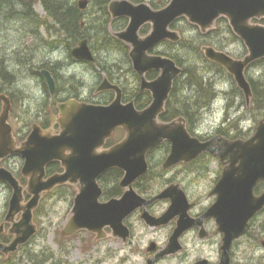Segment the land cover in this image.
<instances>
[{
	"label": "flooded vegetation",
	"instance_id": "obj_1",
	"mask_svg": "<svg viewBox=\"0 0 264 264\" xmlns=\"http://www.w3.org/2000/svg\"><path fill=\"white\" fill-rule=\"evenodd\" d=\"M13 2L14 5H18L20 10L27 7L26 0H13ZM110 16V24L115 23L117 25V30H111L112 34L125 30L130 22V19L125 16L113 18L111 13ZM89 17L90 15H87V19ZM262 22L264 23V19ZM145 25L140 29L143 36L149 31L147 27H144ZM231 38L225 43L226 47L224 45L220 48L215 47L218 50L227 52L234 58L242 59L248 53L247 47L239 37L233 38L231 36ZM121 42L124 44L126 55L132 65V68L130 66L127 71H130L134 76V84L131 85L133 87L128 86V77L124 74L125 71L122 66L120 69H110V73L103 69L104 60L92 48L89 40V45L95 56L94 60H78L73 56L70 58L73 63L87 67L85 74H87V78L90 77V80L86 81V79L79 78L78 75L72 73L71 75H76L78 81H80L78 85H74L69 82L64 74L63 62L39 63V67L34 70L36 72L34 80L38 86L44 87L45 93L49 95L50 89L47 79L42 74V69L49 70L56 81L55 96L53 97L50 93V108L46 116L42 115L43 111L40 108L35 112V117L29 120L26 119L22 123L15 117V108L18 106L21 97L19 95L20 90L16 88L19 69H16L17 73L12 70L16 81L12 83L3 82L0 85V94L9 97L12 104L8 122L12 126L13 150L23 146L35 125L40 126L43 131L58 134L60 132L59 120L61 119L60 104L73 100L95 106L112 104L118 93L115 89H100L101 84L106 79L121 89L123 104L133 102L138 110L148 107L153 101L152 94L149 90H142V76L134 70L130 57L131 48L125 42ZM236 42L242 43L243 53L239 54L227 50ZM150 52L153 55H164L155 49ZM261 64L262 61H256L250 65L246 70L247 77H251L249 76L250 70H254ZM32 71L33 69H27L28 73H32ZM206 72L214 82L213 88L210 90L214 97L207 100L205 104L200 101L195 106V103L193 109L183 106L182 114H170L167 119H163L162 116L167 110V104L175 89L174 83L165 110L159 116V120L166 123L178 121L184 124L190 135V145L194 144L193 139H197L201 144H205L208 149L194 156V149H183L182 155H179L182 158L179 161L170 163L174 144L170 139H166L147 153L148 169L134 182L125 185L126 173L119 167L105 171L97 179L101 189L99 202L108 203L122 199L127 195L132 198L133 203L123 210L129 213L124 215L122 220L117 218V215H113L103 223L99 232L84 229L78 231L72 237L70 236L72 239L85 237L83 242H86L82 246L83 258L72 264H264V206L252 214L250 213L251 207L248 206L249 215L235 213L240 205L235 202L239 199L237 197L239 192L232 189V186L236 183L234 179L236 176L232 172L234 168L240 167V161L234 165L227 148L228 144L235 140H248L254 136L257 126L252 133L242 132L241 129L235 131L234 117H229L231 106L235 104L233 95L235 92H239L244 99L245 95L237 85H233L230 90L218 89L214 76L221 74L234 81V78L225 69L223 71L217 70V72L206 69ZM160 73V70H152L146 72L144 76L147 81H153ZM253 79L261 80L260 77ZM192 89V86L183 84L179 88L180 95L178 94V96L187 99L194 95ZM199 91L201 92V90H198L194 97ZM198 97H201V99L206 98L201 95ZM198 100L197 98L194 102ZM217 101L226 102L225 108L227 111H224V120L222 123H217L213 130L202 131L200 128V110L215 107ZM244 104L251 109L256 106L253 99L251 105H248L246 99L239 103L240 106ZM2 109L3 101L0 100V114ZM57 111L58 117L55 116ZM261 120H264V116L261 117L259 122ZM57 128H59V131ZM117 135L119 136L117 137ZM125 136L124 129L118 128L99 151L110 149L120 143ZM70 153L67 152L68 155ZM179 157L175 159L178 160ZM25 163L26 158L15 153L3 157L0 160V167L13 172L21 185L26 187L24 184L26 182L28 185L30 179L23 175ZM18 169H20L21 176ZM45 170L46 179L55 173L62 172L64 168L56 160L48 163ZM6 184L9 186L8 183ZM77 186V184L72 183L62 186V188L71 190L72 193L73 206L70 217L73 216L72 211L78 193ZM263 193L264 178L260 179L254 186L253 197L257 198ZM29 198L30 195H28ZM28 199L25 195V200ZM6 215L4 221L0 223V243L9 244L14 236L9 232L12 224L6 221ZM18 217L20 220L22 213L14 218V222L19 221L16 220ZM17 251L5 253L0 249V256L2 258L4 255V263L11 264L13 260L10 258H13L14 253Z\"/></svg>",
	"mask_w": 264,
	"mask_h": 264
},
{
	"label": "water",
	"instance_id": "obj_2",
	"mask_svg": "<svg viewBox=\"0 0 264 264\" xmlns=\"http://www.w3.org/2000/svg\"><path fill=\"white\" fill-rule=\"evenodd\" d=\"M78 3L80 9H86L89 0H79ZM109 11L113 18L125 16L130 19L125 30L114 34L131 46L134 70L142 76V90H149L153 101L143 110L136 109L133 102L123 104L121 89L106 79L100 89H115L118 93L112 104L95 106L75 100L60 104L58 134L43 131L35 125L23 146L13 150L12 126L8 122L12 104L9 97L0 94L3 101L0 160L8 155L21 154L26 158L23 175L30 179L27 187H24L13 172L0 167V180L8 183L13 190L6 221L12 224L9 232L14 238L9 244L0 243V249L5 253L17 251L37 234L34 210L40 205L43 194L53 191L58 185H78L73 216L67 220L62 234L71 236L83 229L99 232L111 216L117 215L122 220L129 213L123 210L133 203L127 195L108 203L99 202L101 189L97 179L105 171L119 167L126 173L124 184L134 182L148 169L147 153L166 139L174 144L170 163L182 158L179 155H182L183 149H194L193 156L208 149L197 139H193L194 144L190 145V135L184 124L159 120L174 80L183 73V68L169 56L149 52L165 41L179 42L182 39L180 32L172 28L177 20L185 17L202 32H207L215 27L221 16L227 18L234 33L248 49L245 57L234 58L213 46H203L202 50L208 59L223 66L233 76L247 103L252 99V85L246 76V69L264 58V25L252 23L253 19L264 18V0H171L161 9H153L145 2L135 4L130 0H113L109 4ZM147 23L151 24V30L141 36L139 31ZM71 55L78 60L92 61L95 58L88 38L80 40L72 48ZM152 70H160L161 73L155 80L147 81L144 75ZM42 74L54 97V77L47 69H42ZM118 128L124 129L125 138L110 149L99 151ZM227 148L233 164L240 161V167L232 172L236 176L232 189L239 192V199L235 202L240 205L235 213L246 215L250 206L252 214L264 206V193L253 197L254 186L264 178V120L259 122L254 136L248 140H235ZM67 152H71L70 155ZM177 157L178 160L175 159ZM56 160L62 164L64 171L45 179L46 165ZM25 190L31 196L27 202H24ZM20 213L22 218L14 222Z\"/></svg>",
	"mask_w": 264,
	"mask_h": 264
},
{
	"label": "rangeland",
	"instance_id": "obj_3",
	"mask_svg": "<svg viewBox=\"0 0 264 264\" xmlns=\"http://www.w3.org/2000/svg\"><path fill=\"white\" fill-rule=\"evenodd\" d=\"M73 1L78 2L77 0ZM29 7L32 12L28 11L26 9L27 7L20 10L18 5H14L12 10L17 13H19V11L31 12L35 17L38 16V18L46 19L47 13L41 3H36L32 7ZM12 10L8 7H5V9L0 7V60L4 61V64L13 71L19 69L16 88L20 90L19 95L21 97L18 106L15 108V117L22 123V121L26 119L29 120L35 117V112L40 110V108L41 111H43V116H46L47 112H49V100H51V95L50 93L47 95L44 87L41 88L38 86L34 80L36 77V72L34 70L39 67V63H54L56 61H61L64 65L63 69L65 68V75L70 76L72 72L75 71V74L78 75L79 78L86 79V81L90 80V77L87 78V74H85L87 72L86 66L72 62L70 52L66 47L50 46V42L53 39L45 26H39L33 23L31 19H24L23 15H16V17L11 18L9 13ZM180 21L181 20H178V23H176L177 27L174 29L182 34L184 39L182 40V44L180 45L178 43L179 45L177 44L172 47L170 43L166 42L159 45L155 50L163 53L175 54L179 56L185 64L197 62L199 67L204 66L200 58L196 56L197 52L195 50L197 46H200L201 40L204 37L200 35L198 27H194V25L190 24L187 20ZM252 23L264 24L261 19L252 20ZM228 25H226L225 22L218 23L217 29L219 28V34L221 35L215 38L210 36L207 40L217 43L228 42L231 38ZM144 27H147L148 30L151 28L148 24ZM111 30H113V28ZM31 35L33 37H30ZM54 40H57V38ZM224 47H226V44ZM227 50L240 54L244 52V47L242 43L236 42L228 47ZM98 53L101 59L105 60L107 64H110L109 60L119 63L125 71L124 74L128 77V86L134 84L133 74L127 71L130 66L132 68V65L128 61L125 51L108 53L107 51L100 50ZM27 69H33L32 73H28ZM65 70L67 72H65ZM249 76L253 78L260 77V79L264 80V63L254 68V70H250ZM214 79L219 90H230L233 85H236L231 78L221 74L214 76ZM233 98L235 104H233L230 111H228L229 117H234L233 122L237 124L235 131L237 132L238 129H241L242 132H254L259 120L264 116V110L257 111L254 107L252 109L247 108L245 104L240 106L239 103L245 99L239 92H235ZM225 104L226 102L217 101L215 107H208L203 111L200 110V128L202 131L213 130L217 123H222L225 112L227 111ZM55 116H59L58 111L55 113ZM57 129L59 131V128ZM118 136L119 135H117V137ZM18 172L21 176L20 169H18ZM24 185L27 186V183L25 182ZM12 192V189L0 180V223L4 221ZM25 195L26 199H28L27 192ZM72 206V193L68 188H62L54 193L43 196L34 215V222L38 226L39 231L30 242L14 253V257L10 258L13 260L11 264H34L28 258L32 255H39L40 258H43L36 260V264H72L75 261L81 260V258H83L82 246L86 244V242H83V238L85 237L81 236L72 239V236L65 237L62 234L63 228L70 217ZM19 217L16 218V220H19ZM4 258V255L2 258L0 256V264H8L4 263Z\"/></svg>",
	"mask_w": 264,
	"mask_h": 264
},
{
	"label": "trees",
	"instance_id": "obj_4",
	"mask_svg": "<svg viewBox=\"0 0 264 264\" xmlns=\"http://www.w3.org/2000/svg\"><path fill=\"white\" fill-rule=\"evenodd\" d=\"M111 1L112 0H89L90 3L89 7L86 9H80L78 2L73 0H26V4H27L26 9L31 12L32 10L30 9L29 6L32 7L36 3H41L47 13L46 19L38 18V16L35 17L32 15L31 12H27V11L26 12L19 11V13L14 12V10H12V8H14V2L11 0H0V7L2 9L8 7L10 10H12L9 13L11 18L16 17V15L18 16L23 15L24 19H31L33 23H36L39 26H43V27L45 26L48 32L50 33L51 38L53 39L50 42L51 47L64 46L69 52H71V49L74 46H76L82 38H88L90 40L92 48L97 53L101 49L102 50L104 49V51H107L108 53H114L115 51H125V49L123 47L124 44L118 38L113 36V34L111 33L110 27H112L114 30H117V25L115 23L110 24L111 16L109 13V4ZM131 1L133 2L146 1L153 8L158 9L167 5V3L170 0H131ZM87 15H90L88 19H87ZM182 21H186V19L183 18L181 19L180 22ZM223 22H225V24L228 25V22L224 17L220 18L217 21V23H223ZM176 23L173 25V28L177 27ZM228 28H229V34H231L233 38L234 37L237 38V35L234 34V32L232 31L229 25ZM200 35L203 36L204 38H202L200 46H197L195 50L197 52L196 56H198L201 62L204 64V66L202 67H199L197 62H189L185 64L179 58V56L175 54L161 52L162 54L173 58L177 62V64L182 66L184 69L183 74L179 76L174 82L175 89L167 104L168 105L167 110L165 114H163L162 116L163 119H167L170 114H175V115L182 114L183 106L188 109H193L195 103H196L195 106L198 103H200V101H203V104H205L207 100H211V98L214 97V95L210 92V90L213 88L214 82L212 77L207 75L208 72H206V69L209 71L217 72V70L223 71L224 68L218 65L217 63L208 60L205 57L201 47L204 44H211V45L213 44L214 46L220 48L221 46L225 45V42L217 43L207 40V38H210V36H212V38L220 36L221 34H219V28L213 29L207 34H202V32H200ZM55 38H57V40H54ZM182 40L184 39L182 38ZM182 40L179 42L180 45L182 44ZM167 43H170L172 47L178 44L171 41ZM104 63L105 65L103 66V69L106 70V72L108 73H110V69L112 68L120 69L121 67L119 63L111 62L110 60H109L110 64H107L105 60ZM15 73H17L16 70ZM67 78L69 82H71L74 85H78L80 83L76 75L74 76L70 75ZM248 78L251 82L253 89V94H254L253 102H256V106L254 107V109H256L257 111L262 110L264 109V80L263 79L254 80L252 76ZM14 81H16L14 72L10 67L4 64V61H1L0 85H2L3 82L12 83ZM183 84L187 86H192L193 88L192 93L194 95L196 94V92H198V90H201V92L199 91L196 97L192 95L187 99L180 98V96H178V94L180 93L179 88ZM200 95L206 98L201 99V97H198ZM197 98L199 100L194 102V100H196ZM234 125L235 128H237V124L235 122ZM60 189H62V187L58 188L56 191ZM28 258L34 264H36V260L43 259L40 258L39 255L38 256L32 255L29 256Z\"/></svg>",
	"mask_w": 264,
	"mask_h": 264
},
{
	"label": "bare ground",
	"instance_id": "obj_5",
	"mask_svg": "<svg viewBox=\"0 0 264 264\" xmlns=\"http://www.w3.org/2000/svg\"><path fill=\"white\" fill-rule=\"evenodd\" d=\"M59 32H60V31H59ZM60 33H61V32H60ZM63 33H64V32H63ZM65 33H66V32H65ZM58 36H59V35H58ZM58 36H57V37H58ZM64 43H65V42H64ZM60 45H61V44H60ZM60 47H61V46H60ZM103 47H104V46H103ZM103 47H102V48H103ZM101 50H102V49H101ZM103 50H104V49H103ZM64 59H65V58H64ZM56 60H57V59H56ZM56 63H57V61H56ZM64 64H65V63H64ZM23 65H24V64H23ZM23 65H22V66H23ZM74 65H75V64H74ZM26 66H27V65H26ZM71 66H73V65H71ZM75 66H76V65H75ZM75 66H73V67H75ZM73 67H72V68H73ZM62 68H63V67H62ZM66 68H67V66H66ZM64 69H65V68H64ZM65 72H67V71L65 70ZM73 72L75 73V71H73ZM73 72H72V73H73ZM66 74H67V73H66ZM61 75H62V74H61ZM66 76L68 77V75H66ZM62 80H63V78H62ZM64 82H65V81H64Z\"/></svg>",
	"mask_w": 264,
	"mask_h": 264
}]
</instances>
